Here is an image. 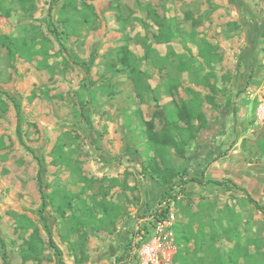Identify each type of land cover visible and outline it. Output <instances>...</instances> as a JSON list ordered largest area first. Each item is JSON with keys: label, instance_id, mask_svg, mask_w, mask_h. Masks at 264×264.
<instances>
[{"label": "rangeland", "instance_id": "rangeland-1", "mask_svg": "<svg viewBox=\"0 0 264 264\" xmlns=\"http://www.w3.org/2000/svg\"><path fill=\"white\" fill-rule=\"evenodd\" d=\"M32 1L29 19L20 12L0 15V35L34 39L36 48L44 38L48 50L46 67L40 68L41 57L11 59L0 46V100L5 106L0 109V237L10 264L58 261L48 247L39 263H23L20 257L29 233L15 230L14 214L31 219L45 242L47 237L37 214L38 164L18 140L16 112L8 97L21 106L24 143L42 160L44 192L60 190L73 198L72 212L88 255L83 264H141L137 249L155 235L157 221L163 222L167 238L162 247L173 261L180 254L188 264H206L210 249L226 255L239 245L248 255L239 264H264V211L248 197L264 204V0H77L81 11L82 2L91 6V22L72 11L68 32L58 19L64 0ZM149 10L161 21H172L179 30L174 39L155 41L158 28ZM201 40L217 57L197 78L194 70L204 67L198 54ZM144 43L151 45L152 56H145ZM123 46L133 53L156 101L138 94L117 64L116 53ZM174 53L191 59L192 70L179 72ZM207 72L222 92L215 99L218 108L203 102L201 109L211 124L219 118L222 132L214 142L200 135L184 159L172 152L168 159L190 169L191 176L223 184L190 183L183 194L175 191L162 201L161 184L141 172V162L153 153L140 121H151L160 131L164 109L188 100V88L208 93L199 84ZM169 77L178 82L172 96L165 92ZM57 142L64 145L71 168L52 163ZM78 168L83 181L73 176L72 169ZM102 200L121 206L122 214L108 230H95L86 225L80 208L96 213L95 203ZM165 210L167 216L156 219ZM44 215L64 264H76L69 241L77 240V234L64 241L71 211L64 224L50 206ZM178 228L193 235L187 244L177 241Z\"/></svg>", "mask_w": 264, "mask_h": 264}, {"label": "trees", "instance_id": "trees-1", "mask_svg": "<svg viewBox=\"0 0 264 264\" xmlns=\"http://www.w3.org/2000/svg\"><path fill=\"white\" fill-rule=\"evenodd\" d=\"M83 10H79L77 0H64L62 6L58 10V19L64 27V31L68 32L70 27V19L68 15L70 12H76L81 15L84 23L91 22L90 9L84 2L81 3ZM51 10V8L49 9ZM34 11V3L32 0H0V15L5 18L11 17L12 13L20 12L23 18L29 19L32 17ZM150 17L154 25L158 28V33L154 35V39L158 44H164L174 39L179 31L178 28L170 20L161 21L159 16L154 11L149 10ZM144 42L147 39H143ZM34 39L27 41V38H14L9 35H0V46L5 48L8 56L13 59L16 56L24 58L27 61H31L34 56L42 58L38 62V67L44 68V61L47 60L48 50L46 46V39L42 38L39 42L38 48L34 44ZM144 53L146 57L152 56L153 49L148 43H144ZM213 50L210 44L205 40H201L198 45V54L203 59L204 67L194 70V74L198 78V75L203 71L205 67H212L214 59L217 57L215 53L210 52ZM177 63L176 69L179 72H185L192 70L191 59L188 61L183 60L181 55L173 54ZM117 64L122 67L127 73V76L133 82L134 87L139 94L143 92L150 98L155 99V91L151 89L150 85L145 81V74L139 69L136 59L131 51L126 46L120 47L116 53ZM214 78L210 72L205 73L199 78V84L203 85L208 93L202 96L200 93L188 88L186 90L189 96L188 100H181L179 102H173L172 109H164L163 126L160 131L154 130L153 122H146L141 120V125L145 128L144 133L146 137V143L148 150L153 153L152 156L147 154L144 161L141 162V172L144 176H150L157 180L161 184L163 189V195L161 200L166 198H173V193L178 191L179 194L184 193L185 187L190 183H196L198 185L215 184L222 185L223 182L207 180L204 181L201 178L191 176V170L187 167L180 168L170 163L168 155L172 152L174 156L179 159L186 157V149L191 142L198 139L200 135L206 138L207 141L214 142L215 138L222 132V127L219 118L214 123L208 122L201 109L203 102L210 105L212 108H218V104L215 99L218 93L222 92L216 86V83H211L210 79ZM225 81H228L226 76ZM166 94L172 96L173 90L177 88L178 82L169 77L165 82ZM11 101L16 112V135L19 142L23 145L28 152L35 158L38 164L37 172V185L41 197V204L37 209V214L41 223V229L47 237V242L40 235V229L34 222L22 215L14 214L15 217V230H20L29 233L20 245V257L23 263L35 262L39 263L42 259V255L45 251V247L50 248L56 257L58 264H64L62 259V252L55 243L49 224L44 215L45 210L50 206L52 207L56 216L60 219L62 224L65 223L66 212L71 211V223L68 228L64 241H69L70 235L76 233L77 240L70 242L69 246L72 250L74 262L76 264H83L88 260L86 252L85 236L80 233V221H76L77 218L73 214V198L67 192H60V190H54L50 194H46L43 190L44 185L41 177L42 173V160L39 158L34 150L27 146L23 141L22 136V113L21 106L13 97H8ZM156 101V99L154 100ZM0 109L4 110L5 106L0 100ZM138 114H140L138 112ZM52 163L55 165L71 168V161L67 158L64 150V145L61 142H57L52 152ZM73 176L83 181L84 178L78 169H72ZM115 181V180H112ZM242 189V188H240ZM249 197V201L255 205V207L261 211H264V204L260 201H256ZM93 210L88 209L86 206L80 208V212L86 220V225L91 226L95 230H108L110 225L114 224L116 218L122 214L121 206L111 204L110 202L100 201L95 203ZM167 210L162 211L161 214L156 215L158 217L167 216ZM159 219V218H158ZM73 223H78L73 224ZM192 235V234H191ZM191 235L183 234L179 228L176 230V239L182 244H187ZM193 238V235H192ZM239 245L228 252L226 255H219L218 251H210V260L206 264H239L238 260L242 256L244 261L247 262L248 255ZM0 251L2 253L3 264H10L6 253V247L3 239L0 237ZM175 262L179 264H188V262L180 255L177 254L174 258ZM204 262V258L201 260ZM252 264V263H250ZM254 264V263H253Z\"/></svg>", "mask_w": 264, "mask_h": 264}, {"label": "built area", "instance_id": "built-area-1", "mask_svg": "<svg viewBox=\"0 0 264 264\" xmlns=\"http://www.w3.org/2000/svg\"><path fill=\"white\" fill-rule=\"evenodd\" d=\"M162 223L157 221L156 227L153 228L155 235L151 240L143 241L137 249L141 264H178L173 261L172 255L162 247L164 245L161 240L164 241L167 238Z\"/></svg>", "mask_w": 264, "mask_h": 264}]
</instances>
